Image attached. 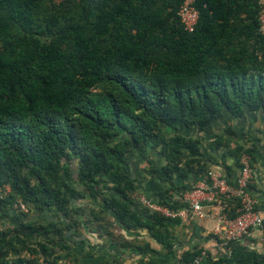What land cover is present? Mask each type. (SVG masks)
<instances>
[{"label": "trees", "instance_id": "trees-1", "mask_svg": "<svg viewBox=\"0 0 264 264\" xmlns=\"http://www.w3.org/2000/svg\"><path fill=\"white\" fill-rule=\"evenodd\" d=\"M181 1L0 0V185L10 188L0 221L11 226L0 230V264H57L54 249L70 250V230L54 219L85 197H101L114 220L145 230L164 252L182 248L177 264H195L205 250L175 246L172 220L133 198L138 166L166 184L147 199L185 206L174 192L191 190L211 168L192 133L264 118V35L256 0H194L193 32L177 16ZM243 135L228 124L207 144L234 158L223 164L230 183L243 153L251 166L256 160L255 145L233 141ZM18 201L45 213L44 226L23 222ZM146 247L150 257L143 252L136 264H171ZM248 247L231 242L198 264H264Z\"/></svg>", "mask_w": 264, "mask_h": 264}, {"label": "rangeland", "instance_id": "rangeland-1", "mask_svg": "<svg viewBox=\"0 0 264 264\" xmlns=\"http://www.w3.org/2000/svg\"><path fill=\"white\" fill-rule=\"evenodd\" d=\"M103 89L104 86L100 85L92 90L91 94L96 95ZM248 123L250 124L249 127ZM244 128L246 129V132H243L244 141L240 142L239 139L235 138V140H233L234 142H238L239 144L246 143L247 147H251L253 143L258 145L264 143V118L262 116L256 115L255 117L246 118L244 121ZM192 134L194 135V133ZM207 144L208 142L203 143L205 146H207ZM231 146L234 147L233 142ZM150 158L154 160L152 156H150ZM260 158L261 155L256 154V160L252 168ZM145 166L146 163L140 164L138 166L139 170L137 169L138 176L135 175L137 179L136 184L140 185L139 191L137 190L133 195L136 201H138L139 197H146L141 193V190L144 185L146 186V184H148V180L153 179L160 185L166 186V184L159 179L153 178V176L144 172L141 168ZM107 194L110 193L107 192L106 195ZM14 208L19 207L14 206ZM25 209L28 211L25 212L20 209L22 212L26 213L22 216L23 222H31L35 225L44 226L39 216L46 217L47 215L45 213L43 216L42 213H39L31 206L25 207ZM71 212L67 218L61 217L59 219H54L63 232H66L67 228L70 230L66 232V236L68 237L67 242L70 243V250H60L57 247L54 249L56 251L55 255L58 256L57 264H136L142 258L143 252H146V245H148V248L151 250L159 253L154 257L156 260L177 264L181 251L179 252L177 249L176 255L174 254L175 257L169 254L171 256L169 258L168 253L164 252L160 245L151 240L149 234L145 230H127L114 220V214L106 208L101 197H85L84 199L78 200L76 202V211ZM1 222L2 221H0V224H2ZM4 223L6 224H2L3 226L10 227L8 222ZM141 232L144 233L141 235ZM70 233L74 234L75 238L70 239L68 236ZM175 237V246L185 245L186 247V235L184 233L179 232L176 234L175 232ZM73 240L75 243L79 240H84L85 242L75 244L72 243ZM251 244H249L248 247L250 250L264 255V242L256 238L251 241ZM207 249L212 256H215V247L211 246ZM150 255V253L145 254L144 259H148ZM50 260H52V258Z\"/></svg>", "mask_w": 264, "mask_h": 264}, {"label": "built area", "instance_id": "built-area-1", "mask_svg": "<svg viewBox=\"0 0 264 264\" xmlns=\"http://www.w3.org/2000/svg\"><path fill=\"white\" fill-rule=\"evenodd\" d=\"M65 1L47 0V3L59 5ZM256 3L259 9L258 32L264 35V0H256ZM177 16L183 29L193 32L199 18L194 0H182ZM230 181L232 183L229 182L222 170L211 168L201 180L193 185L191 190L183 193L180 201L185 206L182 208L170 209L160 206L143 196L139 197L138 202L168 220H180L185 225L212 218L214 225L210 236L214 243L215 255L224 251L231 242L248 243V238L254 231H258L260 240L264 242V214L257 209V201L252 195L253 168L249 155L244 153L241 155L237 173ZM9 193V186L0 185V200L7 197ZM228 202H236L234 205L236 216L233 218L229 214ZM15 207L27 212L20 201L15 204ZM7 228H11V226L0 224V230ZM205 251L208 249L205 248L201 255L195 259V264H198L201 258L206 255Z\"/></svg>", "mask_w": 264, "mask_h": 264}, {"label": "crops", "instance_id": "crops-1", "mask_svg": "<svg viewBox=\"0 0 264 264\" xmlns=\"http://www.w3.org/2000/svg\"><path fill=\"white\" fill-rule=\"evenodd\" d=\"M248 118H250V116H248ZM228 124L231 125L232 129L237 134L241 131L246 132V129L244 128V123L239 124L238 122H229V121L227 122L226 120H219L211 124V126L203 132H200V133L194 132V137L199 138L201 142L203 143L210 142L214 138L215 134H218L222 129L227 127ZM249 126L250 124L248 123V127ZM239 140L240 142L244 141V138L239 139ZM250 142H253V141H250ZM254 145L256 148L255 149L256 150L255 156H256V154H260L261 151L263 150L264 143L261 145L253 143L251 144V147ZM202 153H203L204 159L207 161V163L210 165L211 168L220 169L225 173L223 164L234 166V158L225 156L223 151L221 150L211 151L208 148V145L207 146L203 145ZM252 184H253L252 185L253 186L252 195L257 201V209L259 210L260 213L264 214V161L261 158L257 160L256 165L253 167V183ZM164 187H165L164 185H160L159 183H157L156 180L151 179V180H148V184H146V186L144 185L143 189L141 190V193L144 194L145 196H148V197L150 196V199L155 200L157 197L156 193L162 191ZM183 193H184L183 191L174 192L173 198L175 200H180L183 197ZM172 222H173V229L176 232V234L181 232L186 235V241H185L186 245L191 244V243L195 244L199 242V244L205 248H208L211 246L214 247V243L210 239L211 238L210 233L214 225V220L212 218L207 219L205 221H195L190 225L182 224L180 220H172ZM143 233L141 232V235ZM256 238H259L258 231H254L251 237L248 238L249 240L248 244H251V241ZM73 243H75L74 240H73ZM187 246H190V245H187ZM180 249L181 248H179L178 250L181 251ZM171 256L175 257L173 254H171ZM171 256L169 255V258Z\"/></svg>", "mask_w": 264, "mask_h": 264}]
</instances>
